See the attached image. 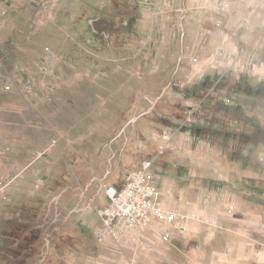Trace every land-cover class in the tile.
I'll return each mask as SVG.
<instances>
[{
	"label": "rangeland",
	"instance_id": "1",
	"mask_svg": "<svg viewBox=\"0 0 264 264\" xmlns=\"http://www.w3.org/2000/svg\"><path fill=\"white\" fill-rule=\"evenodd\" d=\"M7 2L13 8L0 17L1 54L32 68L52 49L61 80L50 100L30 106L0 97V178L10 169L18 175L10 198L0 201V264H16L9 255L24 247L23 264H264V139L256 136V126L264 127V77L256 73L264 63L261 23L249 26L246 18L229 29L210 9L229 0ZM95 18L122 31L101 37ZM11 19L17 24L2 40ZM212 24L224 31L214 41ZM226 33L242 61L254 60L253 71L202 64L221 47L229 51ZM18 107L27 113L9 132L5 113ZM149 159L164 202L192 211L208 198L222 226L185 224L165 242L151 231L100 240L93 204L107 205L105 186L122 184ZM229 205L235 213L226 217ZM18 221L34 226L33 235L42 224V236L13 245L3 235Z\"/></svg>",
	"mask_w": 264,
	"mask_h": 264
},
{
	"label": "built area",
	"instance_id": "2",
	"mask_svg": "<svg viewBox=\"0 0 264 264\" xmlns=\"http://www.w3.org/2000/svg\"><path fill=\"white\" fill-rule=\"evenodd\" d=\"M3 1L13 0H0V17L7 14L6 7L2 6ZM255 1L259 6H264V0ZM166 6L168 7V4ZM210 9L219 14H226L230 10V5L227 2H219L211 5ZM247 24L252 26L250 18L247 19ZM260 25L264 29V20ZM54 57V51L48 49L46 59L39 64L38 71L31 72L20 64L10 65L4 57L0 56V89L5 92H16L29 106L35 102L50 100L61 80L55 70ZM191 60L195 63L200 62L195 57ZM214 63L241 72L253 71L256 65L251 58L242 61L238 48L233 47H229V51L226 52L221 47L213 57L202 61L204 66H214ZM256 73L264 77V63L260 64ZM225 101L229 104L232 99L227 97ZM162 141L164 144L161 149L165 150V143L170 141L168 133L163 135ZM46 153L47 150L36 152V159H40ZM17 176L15 170L10 169L4 178H0V201L10 198ZM160 179L161 176L154 168V161L149 159L143 163L142 167L130 170L120 186H105L104 191L109 197V203L105 206L93 204L100 218L98 238L102 241L119 240V236H123L127 231H151L152 238L165 242L171 240L176 231L185 224L196 223L213 230L222 226L225 220H222L221 215L218 214V208L210 210L208 198H203L192 211L169 206L161 199ZM223 212L226 217H231L235 209L229 205ZM123 264H135V258H127Z\"/></svg>",
	"mask_w": 264,
	"mask_h": 264
},
{
	"label": "crops",
	"instance_id": "3",
	"mask_svg": "<svg viewBox=\"0 0 264 264\" xmlns=\"http://www.w3.org/2000/svg\"><path fill=\"white\" fill-rule=\"evenodd\" d=\"M229 1H230L229 12L226 14H222V15H224L223 16L224 20L226 22H228L227 26L229 27V29H234L235 27H238L241 23L243 24L242 19L244 20L246 18H250L256 27L259 26V24L264 20V6H259L258 4H256L255 0H229ZM167 3H169V1H167ZM2 6H4V7L9 6V9H7V11H9V10L11 11L13 8L12 5H8V4L6 5V2H2ZM11 18H13V17H11ZM151 20H152V23L153 22L155 23L156 21H158L156 18V15L153 16L152 14H151ZM218 21H219V17H216L215 18V24ZM13 22H15L17 24L16 20L11 19L10 24L7 23L8 25L5 26V30L3 32L2 40L6 39L8 36L11 35V33H13V31H14V25L12 24ZM215 24L211 25V26H213V30H211V34H210L211 41H214L215 38H217V37L219 39L220 33L224 32L222 29H220V26H216ZM200 30L201 29L199 28L197 31V35L201 34ZM222 35L224 36V34H222ZM226 35H227L226 38L225 37H223V38H224V40L230 41L229 47H233L234 49H237L236 44L233 43V41H235V39L231 36V33H226ZM222 39H220V40H222ZM220 40H217V41H220ZM0 46H1V42H0ZM7 55L8 54L6 53V51L3 54H1V52H0V56L4 57L8 62L10 59L7 57ZM39 64L40 63L35 62L32 65V68L31 67L30 68L26 67V68L31 72H37ZM3 94H6V95L8 94V95L14 97L15 99L19 100L20 103H23V104L25 103L24 100L16 92H13V91L12 92H5L2 89H0V97ZM26 111H27L26 109L18 107V108H15V109L10 110L9 112L5 113V117L7 118V119H5V124H4L5 130L7 129V131L9 130V132H10L12 130L13 123H16V122H13V120H17L18 117L24 116L27 113ZM8 137H9V141L12 142L13 135L11 133H9ZM120 184H110V185L119 186Z\"/></svg>",
	"mask_w": 264,
	"mask_h": 264
},
{
	"label": "trees",
	"instance_id": "4",
	"mask_svg": "<svg viewBox=\"0 0 264 264\" xmlns=\"http://www.w3.org/2000/svg\"><path fill=\"white\" fill-rule=\"evenodd\" d=\"M239 81V80H238ZM263 87H264V82L262 83ZM260 89V88H258ZM262 89V86H261ZM261 132H259V134H256L257 137L259 138H263L264 139V127H259L256 126ZM46 219V218H45ZM56 218H54L53 223L56 222ZM31 225V224H30ZM27 222H23V221H18L15 222V228L12 229L10 232H6L3 236H5L6 240L10 239L12 242H14L13 245L15 246H20V243L22 241H24L25 243H33L36 242L43 234L42 229V224H38L37 226L35 225V229L36 231L34 232L35 234L33 235L32 232L34 230V226H30ZM28 253V249L27 247H24L22 249H20L19 253H13L10 254V261L11 263H19V264H23V260L26 259V254ZM4 264V263H3Z\"/></svg>",
	"mask_w": 264,
	"mask_h": 264
},
{
	"label": "flooded vegetation",
	"instance_id": "5",
	"mask_svg": "<svg viewBox=\"0 0 264 264\" xmlns=\"http://www.w3.org/2000/svg\"><path fill=\"white\" fill-rule=\"evenodd\" d=\"M136 20H137V18H132V19L129 20V23H128L129 29L132 28L133 22L136 21ZM124 25L127 26V24H124ZM91 26H92V28L94 30H100V31L97 32V34L100 35L101 37L102 36H107L108 33L114 34L115 32H118L119 33V31L120 32L122 31V28H121V30H117V26H115V25L112 26L111 23H109V26H108L107 29L102 24H95V26H93L91 24Z\"/></svg>",
	"mask_w": 264,
	"mask_h": 264
},
{
	"label": "water",
	"instance_id": "6",
	"mask_svg": "<svg viewBox=\"0 0 264 264\" xmlns=\"http://www.w3.org/2000/svg\"><path fill=\"white\" fill-rule=\"evenodd\" d=\"M90 23L95 26V24H102L104 25V27L107 29L109 26V20L107 18H96V19H91ZM120 28H117V30H120ZM96 31H100V30H96Z\"/></svg>",
	"mask_w": 264,
	"mask_h": 264
}]
</instances>
